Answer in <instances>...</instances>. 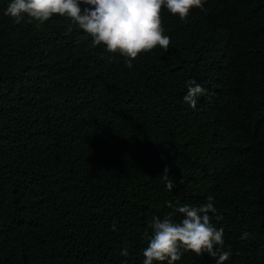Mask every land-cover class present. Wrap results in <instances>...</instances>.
<instances>
[{"label": "trees", "instance_id": "16d2710c", "mask_svg": "<svg viewBox=\"0 0 264 264\" xmlns=\"http://www.w3.org/2000/svg\"><path fill=\"white\" fill-rule=\"evenodd\" d=\"M10 2L0 0V264H143L153 217L182 219L165 202L210 195L225 264H264V0H207L186 21L162 6L168 51L131 68L64 17L16 23ZM189 79L205 89L196 109L183 101ZM174 264L216 260L189 251Z\"/></svg>", "mask_w": 264, "mask_h": 264}, {"label": "clouds", "instance_id": "9594fccd", "mask_svg": "<svg viewBox=\"0 0 264 264\" xmlns=\"http://www.w3.org/2000/svg\"><path fill=\"white\" fill-rule=\"evenodd\" d=\"M207 0H11L4 15L20 23L27 14L38 22V26L53 16L64 17L91 37V46L103 45L109 54L119 53L126 60L127 67L133 66L140 53L148 54L159 46L165 52L170 45V37L163 34L161 26V8L186 21L192 9L203 10ZM187 92L184 103L197 108V98L205 94V89L196 80L185 82ZM170 169L165 166L161 175L166 188H174L169 179ZM183 183V180L180 181ZM169 208L181 214L182 219L175 222L169 216L153 217L149 225L151 235L147 247L143 250V264H174L182 258L184 252H193L197 256L205 253L216 260V264H225L231 256V250H224V231L212 223V214H216L214 197L208 196L204 204L174 206L166 201ZM217 219L222 217L217 216ZM112 230H116L115 224ZM147 234V233H146ZM247 232L241 239L247 238ZM127 247L121 252L128 256Z\"/></svg>", "mask_w": 264, "mask_h": 264}]
</instances>
